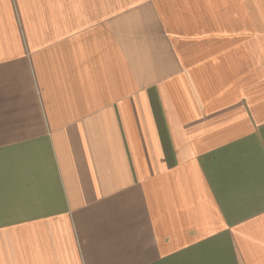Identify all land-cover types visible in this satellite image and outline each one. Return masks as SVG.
<instances>
[{
  "label": "crops",
  "instance_id": "crops-1",
  "mask_svg": "<svg viewBox=\"0 0 264 264\" xmlns=\"http://www.w3.org/2000/svg\"><path fill=\"white\" fill-rule=\"evenodd\" d=\"M0 264H264V0H0Z\"/></svg>",
  "mask_w": 264,
  "mask_h": 264
}]
</instances>
